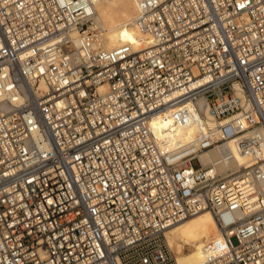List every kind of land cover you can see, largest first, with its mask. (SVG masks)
Masks as SVG:
<instances>
[{
	"label": "built area",
	"instance_id": "built-area-1",
	"mask_svg": "<svg viewBox=\"0 0 264 264\" xmlns=\"http://www.w3.org/2000/svg\"><path fill=\"white\" fill-rule=\"evenodd\" d=\"M96 1L0 0V264H173L204 210V264H264V0H135L141 52L98 45ZM174 108L203 128L181 160L153 131ZM233 138L249 166L208 173Z\"/></svg>",
	"mask_w": 264,
	"mask_h": 264
},
{
	"label": "bare ground",
	"instance_id": "bare-ground-1",
	"mask_svg": "<svg viewBox=\"0 0 264 264\" xmlns=\"http://www.w3.org/2000/svg\"><path fill=\"white\" fill-rule=\"evenodd\" d=\"M94 30L100 33L98 45L103 50L110 51L123 45H131L137 52L144 51L152 44L150 35L141 31L135 22L138 6L135 0H97L94 5ZM240 96L244 95L240 92ZM248 108V104L243 99ZM177 109H171L168 115L160 116L153 121V131L164 141L163 151L175 155L174 159L181 160L193 150L196 144L197 131L202 125L193 121L184 126H175L172 119ZM172 118V119H171ZM175 121V119L173 120ZM203 124L204 129L212 130L217 135L220 124L210 116ZM204 167H214L212 172H238L248 167L250 158L240 152L237 140L230 139L215 148L198 154ZM220 237V229L213 214L209 210L186 217L175 223L167 235L168 246L174 251L173 264H204L206 252L204 247ZM187 249V252L185 250Z\"/></svg>",
	"mask_w": 264,
	"mask_h": 264
},
{
	"label": "rangeland",
	"instance_id": "rangeland-1",
	"mask_svg": "<svg viewBox=\"0 0 264 264\" xmlns=\"http://www.w3.org/2000/svg\"><path fill=\"white\" fill-rule=\"evenodd\" d=\"M192 165H193V167H194L195 169L200 168V163L198 162V160L193 161ZM191 217H192V216H190L189 218H191ZM185 252H187V249L185 250ZM173 254H175L174 251H173Z\"/></svg>",
	"mask_w": 264,
	"mask_h": 264
}]
</instances>
